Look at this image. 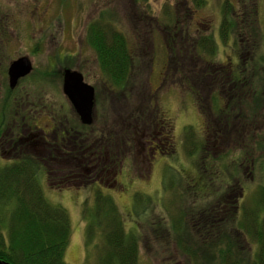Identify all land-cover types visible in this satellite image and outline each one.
Masks as SVG:
<instances>
[{
    "label": "rangeland",
    "instance_id": "rangeland-1",
    "mask_svg": "<svg viewBox=\"0 0 264 264\" xmlns=\"http://www.w3.org/2000/svg\"><path fill=\"white\" fill-rule=\"evenodd\" d=\"M224 1L205 0L196 6L194 0H0V21L4 24L3 30L0 28L4 36L0 43L3 40L6 45L5 72L0 74V118L5 116L2 105L5 87L9 85L8 66L12 60L26 55L38 70L72 68L84 73L86 81L95 85L97 91L93 124L85 129L88 132L83 131L93 139L99 136L120 138V145L111 148L116 162L109 172L91 170L86 174L88 177L79 182L66 179L59 184L57 179H62L65 171L51 167L48 173L39 168L47 200L66 209L71 218L72 234L65 252L68 264H87L97 249L96 244L101 242L100 235H96L87 243V229L94 219L91 213L98 189L117 202L127 230L140 231L143 238L141 264H184L183 259L177 257L171 234L165 231L166 241H161L152 230L164 215L159 204L163 203L161 209L168 211L180 202V194L176 193V201L169 205L174 191L171 186L165 191L166 169L175 168L169 176L173 185L181 176L189 175H194L197 185L202 183L198 172L202 158L197 162L198 159L189 157L185 150L186 125H193L206 140L215 164L228 165L220 158L226 153L230 154L229 162L242 156L238 150L241 135L235 134L236 131L231 133L224 122L216 119L214 98H220L221 108L225 110L232 90L237 91L233 89L235 85L229 83L234 72L250 62L259 64L258 53L264 54V0H229L236 5L232 15L239 17V24L227 33L226 40L220 36ZM104 10L113 14L117 28L129 37L137 54L139 70L135 74L138 75L124 88H115L107 81L96 64L94 50L86 42L88 22ZM254 31L255 36L251 35L250 40ZM210 36L217 42L216 54L199 46V39ZM35 45H41L37 52H34ZM58 55L64 58L59 61ZM68 55L69 59H65ZM261 65L263 72L264 63ZM23 84L27 86L30 81ZM55 84H45L39 98L35 99L32 112L38 117V128L28 136L29 142L39 139L36 135L39 127L54 128L56 114L59 119L69 120L63 77ZM243 86L238 88L240 108L241 101L245 100L242 98L249 97L248 88L243 90ZM11 113L13 115L14 111ZM14 117L5 138L2 135L0 138H3L1 165L14 162V155L9 154L7 146V139L12 135L10 128L17 127ZM259 125H263L264 130L262 120ZM55 129L57 125L53 131ZM18 138L17 135L13 139L17 142ZM252 170L245 160L240 172H236L235 193L229 196V205L237 201L240 206L250 207L260 182L256 169ZM137 192L148 195L144 198L146 203L135 207ZM155 200L157 205L152 202ZM135 210L140 213L135 214ZM137 213L143 215L137 217ZM230 228L234 235H244L237 227ZM254 246L252 244L251 248ZM243 248H250L245 235Z\"/></svg>",
    "mask_w": 264,
    "mask_h": 264
},
{
    "label": "trees",
    "instance_id": "trees-1",
    "mask_svg": "<svg viewBox=\"0 0 264 264\" xmlns=\"http://www.w3.org/2000/svg\"><path fill=\"white\" fill-rule=\"evenodd\" d=\"M194 2L196 6H200L205 0ZM235 6L229 0H225L222 5L220 36L224 40L227 33L239 24V17L232 15L233 10H236ZM0 28H4L1 21ZM251 35L254 38L255 31L250 34V40L253 39ZM2 36L0 34V39ZM85 38L95 52L98 68L113 87H127L133 77L138 75L135 74L139 70L137 54L133 52L129 37L117 28L113 14L104 10L92 18L87 24ZM1 42L0 74L1 71L5 72L3 59L6 52V45L3 40ZM199 46L210 54H216L217 42L212 36L199 39ZM40 47L41 45H35L34 52ZM63 58L58 55L57 60L61 61ZM257 58L261 61L259 64L250 62L234 72L229 83L235 85L233 89L237 91L232 90L230 104L225 110L221 108L220 98H214L216 119L224 122L231 133L236 131L235 134L241 135L238 150L242 156L234 157L233 162H229L230 154L226 153L220 158L221 162L226 161L228 165L215 164L213 151L208 150L206 140L193 125H186L185 150L189 157L197 158V162L202 160L199 167L201 170H198L202 183L197 185L193 181L194 175H189L181 176L173 185L169 176L171 169L175 168L168 166L166 169L165 191L169 186L174 191L169 205L176 201V193L180 194V202L177 201L168 211L161 209L163 203L159 204L160 212L164 215H161L152 230L154 236L162 239L161 241H166L165 231L171 234L177 257L183 259L184 264H264V130L263 125H259L261 120L264 123V70H261L264 54L258 53ZM65 59H69V55ZM62 69L38 70L34 67L16 87H5L2 105L5 116L0 118V138L9 131L8 125L14 116L17 127L10 129L15 130L16 134L24 124L33 129L38 127V117L32 112L36 105L35 99L39 98L40 89L45 84L56 85L57 80L63 77ZM28 80L29 87L21 85ZM240 85H244L243 90H249V97L242 98L245 100L241 101V108L238 101ZM71 110L66 111L68 115H73L72 120L59 119L56 114L58 120L53 116L57 123L54 125V128L57 125L56 131L69 132L71 128L74 133H81L87 129L79 116ZM11 111H14L13 115ZM52 112L50 111L51 114ZM245 160L251 165L253 172L256 169L260 182L250 207L245 204L240 206L237 201L232 206L229 205V196L235 193L233 182L237 179L236 172H240ZM1 163L0 159V259L11 264H68L65 252L72 234L71 218L66 209L47 200L40 181L39 160L34 154L26 152L12 163ZM66 179L69 180L68 177ZM70 180L77 181V178ZM147 195L137 192L134 196L135 207L146 203L144 198ZM152 202L156 205L158 203L157 200ZM94 203L91 213L94 219L87 229V243L96 235H100L101 242L96 244L97 249L87 264H141L140 248L143 238L140 231L127 230L117 202L101 189L96 190ZM136 212L140 213L138 210H135V214ZM138 213L137 217L143 215ZM168 220L170 221L166 225ZM230 226L237 227L240 230L238 232L245 235V242L250 244L249 250L243 248L244 235H234ZM252 244L255 246L251 248Z\"/></svg>",
    "mask_w": 264,
    "mask_h": 264
},
{
    "label": "flooded vegetation",
    "instance_id": "flooded-vegetation-1",
    "mask_svg": "<svg viewBox=\"0 0 264 264\" xmlns=\"http://www.w3.org/2000/svg\"><path fill=\"white\" fill-rule=\"evenodd\" d=\"M68 102L69 109H72L73 112L77 114L71 101L68 100ZM72 119L73 115L71 114L69 115V120ZM36 122L38 123V120ZM88 126L91 125H86V127ZM39 130L40 131L36 133V135L40 136L39 139L36 141L32 140L35 143L28 141V138H30L28 136H32L33 132H35L33 127L24 124L22 130L20 129V131H18V134H16L15 130L12 131V135H10L8 139L6 138L9 141L7 144L10 150L9 154L14 155L12 160L15 161L21 158L26 152L34 154L40 162V167L45 171L51 172V167L55 170L65 171V173L62 174L64 179H57V183H62L67 177L69 179L76 177L77 181H81L82 178L88 177L86 174L91 170L100 169L102 170L101 172H109L115 168L114 163L116 162V157L113 156L114 153H111V148L114 149V147L116 148V146L120 145L119 136H116L115 139L104 136L93 139L85 133L88 132L87 130L81 133H74L73 129L69 128V132H59L56 131V129L55 132L53 131V126L50 130L40 127ZM17 135L19 138L16 142L13 138ZM3 138H5V136H3ZM3 138L0 140V144ZM1 148L2 147H0V149ZM155 156L157 157V155ZM108 167L110 168L107 169ZM69 176L72 177L70 178Z\"/></svg>",
    "mask_w": 264,
    "mask_h": 264
},
{
    "label": "water",
    "instance_id": "water-1",
    "mask_svg": "<svg viewBox=\"0 0 264 264\" xmlns=\"http://www.w3.org/2000/svg\"><path fill=\"white\" fill-rule=\"evenodd\" d=\"M33 67V61L29 56H20L12 60L7 69L9 86L16 87L20 79L32 72ZM63 92L71 101L81 122L91 125L94 121L95 110L96 89L94 85L85 80L81 71L65 68L63 71ZM0 264L11 263L0 259Z\"/></svg>",
    "mask_w": 264,
    "mask_h": 264
}]
</instances>
